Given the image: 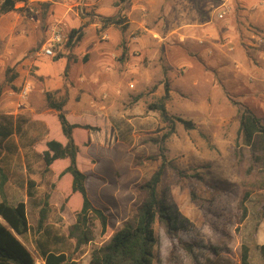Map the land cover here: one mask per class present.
<instances>
[{"label":"rangeland","instance_id":"1","mask_svg":"<svg viewBox=\"0 0 264 264\" xmlns=\"http://www.w3.org/2000/svg\"><path fill=\"white\" fill-rule=\"evenodd\" d=\"M4 1L0 0V6ZM63 1L24 0L15 10L0 13V115L22 122V134L6 141L0 166L9 177V201L27 205L31 233L21 240L39 255L37 204L45 193L51 194L48 224L52 228L65 236L75 222L64 195L71 176L59 190L53 189L56 174L45 173L29 147L46 136V125L33 116L56 113L47 104L46 95L51 93L67 99L65 115L106 114L120 140L112 149L92 144L86 150L94 160L93 174L101 178L95 179L100 185L95 184L91 192L98 204L109 209L111 227L104 236L97 224L95 240L79 252L72 241L67 245L79 264H88L92 251L108 243L131 219L141 201L136 186L159 168L162 155L169 163L159 189L171 191L180 211L206 240L211 235L203 226L205 215L225 211L234 222L232 256L241 262L245 244L251 264H264L259 251L264 243V218L259 213L264 202V151L258 147L260 159L254 166L251 148L241 133L246 108L264 121V4L253 10L251 3L257 0H145L144 27L126 32L121 27H103L105 16L98 13L119 9L122 4L116 0L73 7L72 23L64 15ZM76 1L80 0L72 5ZM252 13L260 19L252 21L248 17ZM110 16L123 18L120 12ZM56 19L67 24L68 33L77 28V22L86 24L85 36L71 48L65 44L58 48L57 58L38 57ZM206 22H211V29L186 26ZM91 23L98 27L88 28ZM8 69L18 75L11 87L3 84ZM27 86L30 91L23 97ZM166 89L170 98L165 105L174 129L159 111L151 109L158 106ZM177 118L193 125L188 127ZM151 156L159 158L136 165ZM29 180L36 183L33 198L28 196ZM190 184L196 185L197 201L192 200ZM246 191L252 194L242 220L240 206ZM75 195L72 206L77 207L81 196ZM156 233L161 238L158 225Z\"/></svg>","mask_w":264,"mask_h":264},{"label":"trees","instance_id":"2","mask_svg":"<svg viewBox=\"0 0 264 264\" xmlns=\"http://www.w3.org/2000/svg\"><path fill=\"white\" fill-rule=\"evenodd\" d=\"M116 1L121 5L128 0ZM21 2L24 0H5L0 6V13L6 14L15 10L16 5ZM125 22L119 16L102 18L105 28L114 26L127 29ZM86 26L82 24L69 32L66 47L71 48L83 40ZM11 72L12 69L6 71L3 83L5 87H11L18 78L17 74ZM169 98V90L166 89L161 102L151 109L159 111L162 120L171 123L174 129V120L165 105ZM46 99L48 107L56 113L33 116L34 121L46 125V136L41 140H33L29 147L42 161L45 173L56 174L53 189L58 187L59 190L61 182L68 175L71 176L70 188L64 195L67 194L69 207L75 214V222L68 227V234L65 236L52 228L48 224L53 211L51 194L45 193L37 204L39 215L35 229V246L39 255H34L21 240L31 233L27 205L24 202L14 205L9 201L6 190L9 177L0 166V264H39L38 259L41 260L40 264H79L68 252L67 245L72 241L75 251L79 252L92 243L95 240L97 224L101 227L102 235L105 236L110 231L109 209L98 204L95 192H91V188L99 184L95 179L101 178L93 174L94 160L87 155L86 150L92 144L104 149L115 147L120 141L117 128L103 114L65 115L62 111L67 103L66 98L57 99L53 94L47 93ZM177 121L188 127L193 125L181 118H177ZM21 123L0 115V157L6 141L14 135L22 134ZM241 133L246 145L251 148L252 163L257 166L260 159L258 147L261 146L264 151V121L249 108L241 116ZM158 158L147 157L136 162V165ZM168 163L162 155L159 168L148 180L136 186L141 201L135 206L131 219L123 223L108 243L92 251L88 264H251L247 245L242 246L241 262L231 254V227L234 223L231 214L219 211L205 215L203 226L211 235V240L208 241L202 231L180 211L171 191L168 188L159 189ZM35 189V181L29 180L30 198L35 197ZM189 190L192 200L197 201L196 185L190 184ZM75 194L81 196L77 207L72 206ZM251 194V191H246L242 197V220L247 217L245 202ZM259 213L264 218V202ZM157 225L161 238L156 233ZM259 251L264 263V243L259 245Z\"/></svg>","mask_w":264,"mask_h":264},{"label":"crops","instance_id":"3","mask_svg":"<svg viewBox=\"0 0 264 264\" xmlns=\"http://www.w3.org/2000/svg\"><path fill=\"white\" fill-rule=\"evenodd\" d=\"M95 1L96 0H80L78 3L76 1V3L72 5V2H74V0H64L63 4L62 3L61 4L64 5L65 7V11H64L65 17L67 19L69 18L72 23V22H75V20L72 18L74 17V14L76 15V13H74L73 7H83L84 4L88 6L95 5L94 3ZM143 1L145 0H128L127 2L123 3L119 9L112 11L111 14H105L101 10H98L99 11L98 13H100L101 16L109 17L110 15H113L114 13L120 12L123 15V18L127 19L124 25H127V28H128V25H130L129 29H123V30H125L126 32H129L131 29H134V28L138 29L140 27L142 28L144 27V17H145L144 12H145L146 6ZM262 4L264 3L260 2L259 0L254 1L253 3H251V7H252L251 9L256 10L259 7L262 8L261 7ZM248 17L252 19V21H258V19H260L258 17V14H255V13L248 14ZM210 23L211 22H206L205 24L201 23L199 25L188 24L186 26H191V27L200 26V27H206V28L208 26V29H211ZM78 25H80V22H77L75 27L78 28L79 27ZM92 26L98 27V23H91L89 24L88 28H91ZM128 45L132 46L133 42L131 41L130 44L128 42Z\"/></svg>","mask_w":264,"mask_h":264},{"label":"built area","instance_id":"4","mask_svg":"<svg viewBox=\"0 0 264 264\" xmlns=\"http://www.w3.org/2000/svg\"><path fill=\"white\" fill-rule=\"evenodd\" d=\"M219 19L224 18V14H219ZM69 40V33L67 32V24L62 20H55V22L50 27V36L46 42L41 47V50L37 52L38 57H47L53 58L56 56V50L61 48ZM131 87L134 85L131 84ZM30 87L27 86L22 92V96L25 97L28 95Z\"/></svg>","mask_w":264,"mask_h":264}]
</instances>
